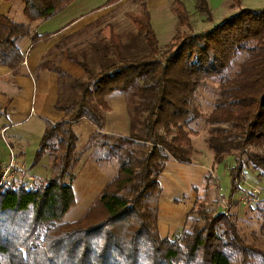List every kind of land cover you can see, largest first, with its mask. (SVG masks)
Returning a JSON list of instances; mask_svg holds the SVG:
<instances>
[{
  "label": "trees",
  "instance_id": "trees-1",
  "mask_svg": "<svg viewBox=\"0 0 264 264\" xmlns=\"http://www.w3.org/2000/svg\"><path fill=\"white\" fill-rule=\"evenodd\" d=\"M20 1L32 23L75 0ZM133 1L140 10L126 13L129 29L108 23L106 35L98 19L77 33L100 26L88 42L91 59L70 48L64 53L69 40L57 46L84 68L85 77L71 78L70 87L77 92L70 102L59 93L55 107L66 116L46 120L33 165L49 155L50 176L36 178L34 184L24 177L17 182V175L3 181L5 164L0 161V264H264V248L244 239L229 209L209 211L200 201L188 212L199 222L181 227L172 237H162L158 222L159 178L166 163L202 162L192 155L199 120L209 126L206 140L213 152L207 180L217 177L215 171L227 157L234 158L228 166L229 198L240 189L246 169L252 167L264 178V8H241L214 22L209 0H195L197 12L212 25L194 31L184 1L173 0L180 26L189 31L179 29L175 43L163 51L146 0ZM30 23L0 14V65L14 74L26 57L22 40L32 36L35 45L50 35L33 34ZM143 47L148 52L138 55ZM41 70L58 73L61 87L63 78L71 77L55 60L41 61L36 72ZM214 75L219 78L218 95L205 114L195 104L196 94ZM117 90L128 97V136L105 129L106 97ZM82 118L97 130L79 150L73 124ZM85 157L116 163V172L89 208L67 221Z\"/></svg>",
  "mask_w": 264,
  "mask_h": 264
},
{
  "label": "crops",
  "instance_id": "crops-1",
  "mask_svg": "<svg viewBox=\"0 0 264 264\" xmlns=\"http://www.w3.org/2000/svg\"><path fill=\"white\" fill-rule=\"evenodd\" d=\"M107 1L75 0L50 18L30 23L25 13V6L20 0H0V14L9 15L15 21L23 24L30 23L33 34H50L48 39L40 40L35 45L32 44V36L22 40L21 46L27 62L21 65L18 74H14L11 68L0 65V161L6 164L14 153L16 161L25 170V174L28 173L33 180L50 176L52 171L49 155H45L42 159L45 175H35L29 170L28 164L33 160L39 147L46 127V120L57 122L66 116L64 111L55 107L59 93L62 90L64 101L70 102L77 92L70 87L71 78L85 77L84 68L66 54L63 55L62 49L57 46L63 40H69L63 47L64 53L67 52V48H70L77 51L80 58L84 56L91 59L92 53L88 42L100 30V26L96 25L86 29L80 35L77 33L114 11L112 4L106 5ZM183 1L190 13L197 11L195 0ZM146 2L151 11L150 0H146ZM168 2L169 0L151 1L152 6L159 7L166 6ZM212 2L209 0V4L213 8ZM224 3L227 5L228 1L226 0ZM237 3L239 5L237 9L228 8L226 10L227 16L245 8L244 5H240L241 2ZM164 17L169 19L168 15ZM151 21L153 24L152 16ZM103 33L106 34L104 30ZM47 59L55 60L71 76L63 78L62 87L59 83L58 73L50 70L36 72L38 64ZM106 101L109 105V110L106 112V133L114 136H128L130 115L127 93L114 91L106 97ZM73 130L77 138L76 146L80 150L89 143L90 137L97 127L90 119L82 118L73 124ZM86 158L82 161L74 182L76 203L72 209L76 210L70 214L71 209L67 213L65 217L67 221L78 219L116 172V163L99 164L93 159ZM210 170V166L205 161L188 164L169 160L166 163L159 178L162 192L159 198L158 222L162 237H172L176 231L183 227L187 214L192 208L190 201L194 198L182 200L185 195L191 194V190H194L193 186L200 187L207 180L206 176ZM182 207L185 208L182 209Z\"/></svg>",
  "mask_w": 264,
  "mask_h": 264
},
{
  "label": "rangeland",
  "instance_id": "rangeland-1",
  "mask_svg": "<svg viewBox=\"0 0 264 264\" xmlns=\"http://www.w3.org/2000/svg\"><path fill=\"white\" fill-rule=\"evenodd\" d=\"M151 1L152 0H150V6L153 26L158 33L160 47L164 51L175 43L174 36L179 29L182 31H189V28L186 26H180L178 18L174 12L173 0H169L168 4L164 7L152 6ZM212 1L213 8H211L214 22L221 21V19L225 17L224 15L227 16L228 14L225 13L228 8L237 9L239 6L235 0H227V5H224V1L226 0ZM237 1L241 2L240 5H244V7L264 8V0ZM112 7H114V11L101 18L102 22L100 26H104L103 30L106 34H108L110 30L108 23H113L120 29L122 27V29H129L132 24L130 23L126 13H138L140 10V5L136 4L133 0H120V2L118 1V3L112 4ZM167 15L169 16V19H165V17L163 18V16ZM190 15L194 31H200L212 25V23L206 21L205 16L200 15L197 11L190 13ZM160 31L165 33L162 34ZM147 52L148 48L143 47V50L138 52V55H144ZM237 61L239 60L237 59ZM91 66L95 70L93 63H91ZM218 89L219 78L215 75L207 77L204 83L199 87L196 94L195 104L205 114L212 110L214 101L218 95ZM194 127L198 129L199 132L192 135L193 158L196 161H205V163L209 166H213V152L208 148L206 140L209 126L202 119L195 123ZM249 150H254V148H249ZM232 164H234V158L227 157L225 162H223L219 166V169L215 171L217 177H213L211 181L210 179L205 180L200 185L199 190H191V194L185 195L182 201L188 200L192 197V199L194 198L190 201V203H192V207H198L200 201H203L205 203V207L209 211L229 209L235 215V219L244 239L251 244L254 243L264 248V178L258 176V170H255L252 167L250 168L251 170L246 169L247 171H244V177L240 184V189L229 198L231 177L228 166H231ZM28 167L29 170L35 173V175H45L43 160L34 165L32 160L30 164H28ZM14 174L17 175V182H19L21 178L23 179V177V180L28 184H34L35 182L33 179H28L30 175L28 173L25 174V170L22 169V166L17 167ZM25 175H28V177H25ZM178 178L179 177L177 176V179ZM184 208L185 207H182V209ZM75 210L76 209L73 208L70 211V214L75 212ZM198 220V216L194 213L191 215L187 214V219L183 226H190L195 222H199ZM177 232L178 231L174 234Z\"/></svg>",
  "mask_w": 264,
  "mask_h": 264
},
{
  "label": "built area",
  "instance_id": "built-area-1",
  "mask_svg": "<svg viewBox=\"0 0 264 264\" xmlns=\"http://www.w3.org/2000/svg\"><path fill=\"white\" fill-rule=\"evenodd\" d=\"M27 58L25 57L23 64L27 62ZM4 131V130H3ZM21 165L16 161V158L14 156V153H12V156L10 160L4 165L3 168V173H2V180H11L15 174L14 172L16 171L17 167H20ZM29 179H32L30 176L28 177Z\"/></svg>",
  "mask_w": 264,
  "mask_h": 264
}]
</instances>
